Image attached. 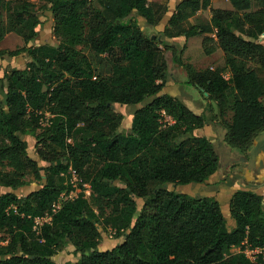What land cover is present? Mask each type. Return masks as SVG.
I'll use <instances>...</instances> for the list:
<instances>
[{"label":"trees","instance_id":"16d2710c","mask_svg":"<svg viewBox=\"0 0 264 264\" xmlns=\"http://www.w3.org/2000/svg\"><path fill=\"white\" fill-rule=\"evenodd\" d=\"M43 1L53 15L56 44H31L39 18L30 1L0 0V41L8 33L23 41L13 50L0 49V56H29L23 68L1 78L0 186L26 185L25 172L42 181L23 196L0 194V240H6L0 264H57L53 256L67 245L80 253L69 264H253L230 250L245 238L250 246L263 243L261 194L234 191L229 226L213 196L166 187L205 182L218 169L213 143L198 134L206 114L162 92L169 74L163 50L174 54L175 45L145 35L138 23L140 18L156 26L168 14L167 5ZM228 1L232 8H212L209 21L191 23L188 18L211 0H180L163 32L186 39L203 35L206 54L221 49V68L196 70L176 54L171 60L208 99V109L216 106L224 142L245 155L264 130V83L249 64L264 69V0ZM88 52L105 73L96 71ZM114 104L136 106L126 131L119 129L123 115ZM27 133L46 165L28 155L21 137ZM72 178L76 194L67 197ZM136 198L142 200L139 208ZM46 214L49 220L34 229L35 218ZM108 227L122 240L99 250L100 228Z\"/></svg>","mask_w":264,"mask_h":264},{"label":"rangeland","instance_id":"374dc122","mask_svg":"<svg viewBox=\"0 0 264 264\" xmlns=\"http://www.w3.org/2000/svg\"><path fill=\"white\" fill-rule=\"evenodd\" d=\"M32 3V8L36 10V14L39 18V24L36 26L37 37L31 43L34 45L49 43L56 44L57 40L53 33V15L49 10L43 9L44 1L43 0H28ZM159 2H163L168 7V14L164 15L160 22L156 26H149L145 24V22L139 18L138 23L142 26V30L145 35H157V38H162L167 45H175L174 54H171V49L167 48L163 51L168 64V76L166 79L165 86L162 92L167 93L176 97L177 99L183 101L186 104H189L195 113L204 112L207 116L206 124L198 130L199 135L206 136L212 143L213 147L218 156V171L216 174L221 176L218 178V181H214L212 183L206 184L191 182L184 185H174L167 184V188L174 190L175 192L187 193L190 195H199V194H208L213 190L215 196L219 197L222 210L226 215V220L229 221L230 213H228V198L229 192L232 190V186H226V184H233L232 180H228L227 176L222 175V171L224 169L234 170L236 167L240 172L243 171L244 166L254 167V162L259 154L260 150H264V130L259 132L257 136L254 138L251 146L249 147L247 154H243L237 147H233L227 145L224 142V125L220 120L218 115V111L216 106L213 104L211 110L208 109V99L202 96L199 91L191 84L186 82L187 74L185 69L182 66H179L176 63H173L171 57L173 55L180 57L181 60L185 63H190L196 70H202L207 67L211 68H221L224 65L223 52L219 47L216 46L215 51L209 54H206L203 51L202 40L203 35H193L189 38H185L184 36L177 37H167L164 34V30L168 28V18L169 14L173 12L176 4L180 0H155ZM227 8L230 9L231 4L228 0H211L210 5L207 8L199 9L194 15L190 16L188 20L191 23L194 22H206L209 21L211 16L212 8ZM254 9V8H253ZM23 45V41L21 38L15 33H8L1 41H0V49L5 50H13L15 48L21 47ZM160 49H164L163 46L160 45ZM88 55L93 58L92 65L95 67L97 72L105 73L106 68L98 63L99 58L94 57L90 52ZM29 60V56L26 52L20 53L15 56H9L7 54L0 56V97H2L4 89L2 87V83L4 82L1 78L6 71H9L11 68H23L25 63ZM251 64L256 70L260 78L264 83V69L259 68L256 64ZM228 72H224L226 75ZM136 106L133 105H119L114 104V108L116 111L120 112L123 115L122 123L119 127L120 130L126 131L129 129L130 120L133 113V110ZM189 107V106H188ZM231 118V112L228 110L222 119L225 122H229ZM164 120H171L169 116L164 114ZM23 139L26 140L27 143V153L28 155L38 161V165H46L44 161H41L36 154L35 140L31 134H23L21 135ZM247 168V167H246ZM242 169V170H241ZM40 173L43 175V170H40ZM224 177V178H222ZM23 178L28 183L26 185L20 186L16 189L6 188L0 186V194L6 191H12L17 196H23L40 187V183L42 182L40 179L34 178L32 172H25ZM241 179V177H240ZM223 181V185H220L219 182ZM73 182V190L66 194L65 196L71 197L76 194L77 190V179L72 178ZM234 189V188H233ZM261 192L263 190H260ZM85 195H89V190L85 191ZM264 198V194H261ZM137 207L139 208L142 204V200L140 198H136ZM4 234L0 233V237ZM122 240V236L116 237L113 229L109 227L106 229L100 228V240H99V250L110 249L116 243ZM80 256L79 252L73 250V247L67 245L63 250L58 252L53 256L54 261L57 264H69L71 261H76Z\"/></svg>","mask_w":264,"mask_h":264},{"label":"crops","instance_id":"0c3cea01","mask_svg":"<svg viewBox=\"0 0 264 264\" xmlns=\"http://www.w3.org/2000/svg\"><path fill=\"white\" fill-rule=\"evenodd\" d=\"M186 105L189 106L191 110H193L189 104H186ZM222 175L224 177L227 176L228 180L233 181V184H230V185L225 183L226 186H232L234 188V189L232 188V190L229 192L230 193L229 198L231 194L237 189H249L259 194H262V193L264 194V150H260L259 154L257 155L255 162H254V167H251V166L248 167L245 165L242 172H240L237 169H234V170L224 169L222 171ZM220 177L221 176L217 175L216 172H214L205 182H203V184L204 183L209 184L214 181H218V178ZM219 183L220 185H223V181ZM260 190H263V191L261 192ZM210 191L211 192H209L206 195L213 196L220 203L219 197L215 196L214 192L212 193L213 190H210ZM201 195H204V194H201ZM229 198H228V201H229ZM228 213H229V209H228ZM223 215L226 219V215L224 214V212H223ZM227 223L229 224V226L233 225V219L230 217Z\"/></svg>","mask_w":264,"mask_h":264},{"label":"built area","instance_id":"2783aa9c","mask_svg":"<svg viewBox=\"0 0 264 264\" xmlns=\"http://www.w3.org/2000/svg\"><path fill=\"white\" fill-rule=\"evenodd\" d=\"M224 78L229 77V73L223 74ZM58 207V203L53 205V210ZM49 216L46 214L43 217L40 218H35V225L33 226L34 229H37V226L46 220H49ZM114 232V231H113ZM6 240L1 241L0 244H4ZM231 252H240L246 257L251 263L253 264H261L264 263V240L261 245H256V246H250L247 242V239L245 238L241 243L235 247H232Z\"/></svg>","mask_w":264,"mask_h":264},{"label":"flooded vegetation","instance_id":"af4514ba","mask_svg":"<svg viewBox=\"0 0 264 264\" xmlns=\"http://www.w3.org/2000/svg\"><path fill=\"white\" fill-rule=\"evenodd\" d=\"M236 169L238 170V168L236 167Z\"/></svg>","mask_w":264,"mask_h":264}]
</instances>
